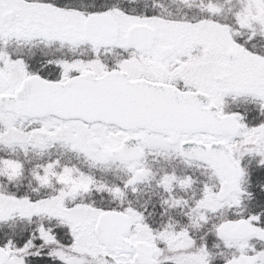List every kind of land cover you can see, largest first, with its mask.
<instances>
[{"label":"snow or ice","instance_id":"obj_1","mask_svg":"<svg viewBox=\"0 0 264 264\" xmlns=\"http://www.w3.org/2000/svg\"><path fill=\"white\" fill-rule=\"evenodd\" d=\"M0 264H264V0H0Z\"/></svg>","mask_w":264,"mask_h":264}]
</instances>
